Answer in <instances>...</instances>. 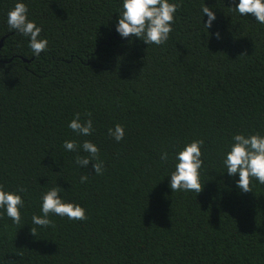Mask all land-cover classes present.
Returning <instances> with one entry per match:
<instances>
[{
    "label": "trees",
    "instance_id": "obj_1",
    "mask_svg": "<svg viewBox=\"0 0 264 264\" xmlns=\"http://www.w3.org/2000/svg\"><path fill=\"white\" fill-rule=\"evenodd\" d=\"M16 2L0 0V185L25 207L19 224L0 213V264H264V184L244 192L222 163L234 135H264V24L233 0H175L169 39L149 46L115 31L122 0H23L48 40L34 57L7 24ZM77 115L90 136L68 127ZM66 140L97 145L102 174ZM195 140L203 189L173 193L175 153ZM53 187L87 218L34 225Z\"/></svg>",
    "mask_w": 264,
    "mask_h": 264
},
{
    "label": "clouds",
    "instance_id": "obj_2",
    "mask_svg": "<svg viewBox=\"0 0 264 264\" xmlns=\"http://www.w3.org/2000/svg\"><path fill=\"white\" fill-rule=\"evenodd\" d=\"M234 8L241 16L252 14L257 23L264 24V0H233ZM179 5L175 0H122V10L118 13L115 31L122 39L130 36L142 40L147 45H162L172 32L175 15ZM203 18L208 17L205 27L211 28L216 19L214 11L209 7L202 8ZM7 24L11 30L20 33L29 41V48L34 57H39L47 51L48 40L41 37L42 28L34 21L28 19V8L23 0H17L14 7L7 14ZM219 37V33H217ZM68 127L77 136H90L93 132V121H81L79 115L73 118ZM125 128L116 124L108 129V135L117 143L125 137ZM203 140H195L185 144L183 149L174 156V171L170 174L169 187L173 193L177 191H193L197 195L202 191L200 169L202 160ZM65 151L76 152L78 149L86 156H77L76 164L86 168L90 162H95L92 167L95 175L102 174L103 162L99 160V148L91 141L85 140L77 144L74 140H66L63 144ZM161 160L167 162L168 153L162 152ZM226 173L235 177L238 175L237 187L244 192L250 191V180L255 179L264 184V135L236 134L232 137L230 150L226 152L222 161ZM88 175L80 177V182L85 183ZM16 191L6 190L0 185V213L6 215L14 224L21 223L22 209L25 200ZM41 215H33L32 223L36 226H51L50 215L67 217L69 220H85L86 210L79 204L66 202L62 199L58 188L53 187L41 197ZM32 233L35 235L34 230Z\"/></svg>",
    "mask_w": 264,
    "mask_h": 264
},
{
    "label": "water",
    "instance_id": "obj_3",
    "mask_svg": "<svg viewBox=\"0 0 264 264\" xmlns=\"http://www.w3.org/2000/svg\"><path fill=\"white\" fill-rule=\"evenodd\" d=\"M4 41L2 40L1 42H0V50L2 49V47H3V43Z\"/></svg>",
    "mask_w": 264,
    "mask_h": 264
}]
</instances>
